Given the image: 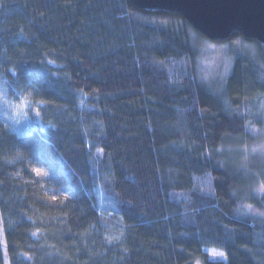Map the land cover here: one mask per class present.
Listing matches in <instances>:
<instances>
[{"label": "trees", "instance_id": "1", "mask_svg": "<svg viewBox=\"0 0 264 264\" xmlns=\"http://www.w3.org/2000/svg\"><path fill=\"white\" fill-rule=\"evenodd\" d=\"M192 30L130 0H0V83L43 126L0 121V264H264V200L223 154L260 128L247 47L264 44L225 39L234 64L215 87ZM34 167L70 195L51 200Z\"/></svg>", "mask_w": 264, "mask_h": 264}, {"label": "rangeland", "instance_id": "2", "mask_svg": "<svg viewBox=\"0 0 264 264\" xmlns=\"http://www.w3.org/2000/svg\"><path fill=\"white\" fill-rule=\"evenodd\" d=\"M191 44L195 51L198 52L197 61V76L199 82L204 84H211L215 87L221 86L225 82L226 78L232 71L234 64L233 58L229 54V42H216L209 40V38L196 32L191 31ZM258 44H252L251 47H247L248 51H251L252 59L258 64V69H261V73L264 75V66L260 63V49L264 53L263 46ZM264 60V58H263ZM264 64V63H263ZM264 81V78H262ZM258 121L260 120L261 125L259 129H255L252 135L246 136L240 139L245 141L243 145L233 142L234 144L227 147L223 153L224 163L229 165L231 171L238 175L239 182L246 185L244 195L251 194L254 198L264 200V191H259L262 185H264V99L260 104V109L256 112ZM0 121L4 123L10 132L18 135H24L32 132L35 125L43 126L39 123L36 111L33 106L27 100V97L17 91H8L7 87L0 83ZM249 137V138H247ZM239 142V140H237ZM248 141V143H246ZM255 149V151H253ZM42 168L48 173L46 177H38L42 182L45 194L49 198L56 202V200H63L70 194L64 191H57L49 187L43 182H48L52 177L53 173L51 169ZM35 174V173H34ZM56 197V199H53ZM249 207H254L253 204H248ZM247 205V206H248ZM206 253L212 260H225V254L217 249L206 248ZM8 264V262H7Z\"/></svg>", "mask_w": 264, "mask_h": 264}, {"label": "water", "instance_id": "3", "mask_svg": "<svg viewBox=\"0 0 264 264\" xmlns=\"http://www.w3.org/2000/svg\"><path fill=\"white\" fill-rule=\"evenodd\" d=\"M146 11L183 14L209 40L222 42L234 32L264 44V0H130Z\"/></svg>", "mask_w": 264, "mask_h": 264}, {"label": "snow or ice", "instance_id": "4", "mask_svg": "<svg viewBox=\"0 0 264 264\" xmlns=\"http://www.w3.org/2000/svg\"><path fill=\"white\" fill-rule=\"evenodd\" d=\"M237 43H239V41H237ZM30 86L29 85H25L24 86V89L27 90V88ZM253 151H255V149H253ZM32 172L35 173L36 176H39V177H46L48 176V173L46 171H44L42 168H39V167H34L31 169ZM259 191H264V185L261 186V188L259 189ZM53 199H56V197H53Z\"/></svg>", "mask_w": 264, "mask_h": 264}]
</instances>
